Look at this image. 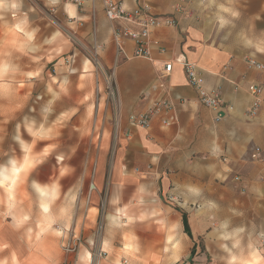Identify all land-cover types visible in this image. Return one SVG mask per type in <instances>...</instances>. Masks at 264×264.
<instances>
[{"label": "crops", "instance_id": "1", "mask_svg": "<svg viewBox=\"0 0 264 264\" xmlns=\"http://www.w3.org/2000/svg\"><path fill=\"white\" fill-rule=\"evenodd\" d=\"M102 2L83 0L84 13L76 6L71 9V18L85 22L79 34L96 49L99 64L112 69L117 97L115 146L108 152L106 140L96 154L91 184L96 191L80 229L84 237H94L98 199L106 190L105 225L125 223L126 216L132 219L127 222H136L139 218L130 211L143 206L147 221L157 216L173 221L175 228L181 224L182 230L185 215L191 235L184 233L190 238L202 231L196 219L223 216L226 224L236 217L244 225L253 224L264 240V167L251 157L254 148L264 156V103L255 115L246 113L251 102L247 86L264 83V71L245 60L252 58L264 67V0H191L189 15L182 17L174 9L177 0H119L126 10L143 4L160 18L177 19V24L151 30L155 43L149 58L135 57L134 42L126 38L118 60L113 24ZM168 62L171 72L160 80L158 73ZM184 62L195 64L205 88L220 91L233 108L217 116L198 102ZM160 98L173 102L169 112L154 116L147 127L130 124L131 114ZM162 120L171 124L165 126ZM23 188H28L29 205L9 207L13 200L0 201V264H49L65 257L61 245L76 239L71 233L76 231L74 211H65L59 231L53 233L33 218L29 184L12 193L17 196ZM5 189L9 191L8 185ZM78 248L80 257L87 249Z\"/></svg>", "mask_w": 264, "mask_h": 264}, {"label": "rangeland", "instance_id": "2", "mask_svg": "<svg viewBox=\"0 0 264 264\" xmlns=\"http://www.w3.org/2000/svg\"><path fill=\"white\" fill-rule=\"evenodd\" d=\"M74 6L84 13L75 0H0V201L29 205L28 188L12 193L29 184L33 218L53 233L73 210L72 236L91 255L83 264H264L263 237L237 217L231 224L223 216L196 219L202 231L194 238L173 221H147L143 206L130 211L138 221L126 216L125 223L105 225L106 190L94 237H84L96 154L106 140L108 152L115 146L117 97L112 69L99 64L96 49L79 34L85 22L71 18ZM88 22L92 28V16ZM81 259L70 253L49 264Z\"/></svg>", "mask_w": 264, "mask_h": 264}, {"label": "built area", "instance_id": "3", "mask_svg": "<svg viewBox=\"0 0 264 264\" xmlns=\"http://www.w3.org/2000/svg\"><path fill=\"white\" fill-rule=\"evenodd\" d=\"M175 4V12L179 17L188 16L189 9L188 4L191 0H177ZM76 4H82L79 0H75ZM104 14L113 24V39L114 46L116 48V60L123 54L124 40L126 38L131 39L134 42V56L149 58L151 54V45L155 42H151V30L160 26H175L177 19L172 17L160 18L154 15L146 5L140 4L134 9L126 10L122 7V3L119 0H103ZM247 63L255 67L258 70H263L264 67L260 63H257L252 58H245ZM184 72L187 80L191 86L194 87L197 92L198 102L204 107L216 112L217 116L225 110L229 111L233 107L226 105L222 98L220 91L217 89H207L204 86L203 77L196 65L190 62H184ZM172 62H168L161 71L158 73L160 80H165L171 72ZM264 89V83L260 84H249L247 91L251 97V102L247 110V115H255L261 108V104L264 103V96L262 95ZM173 107V102L167 98H160L155 100L145 111L139 112L138 114H131L128 117L130 124L136 127H147L154 116L163 112H169ZM162 124L169 126L170 120H162ZM117 125V124H116ZM118 125L115 131L117 132ZM251 157L254 160L260 162L264 167V156L259 148L252 149ZM238 179V177H236ZM75 240L74 243H66L61 245V249L67 254L78 253L80 243Z\"/></svg>", "mask_w": 264, "mask_h": 264}, {"label": "trees", "instance_id": "4", "mask_svg": "<svg viewBox=\"0 0 264 264\" xmlns=\"http://www.w3.org/2000/svg\"><path fill=\"white\" fill-rule=\"evenodd\" d=\"M183 226H184V230L188 235H191L190 230L188 229V224H187V220L185 215L183 216ZM196 252V245L193 244V247L190 250V254L189 257H192Z\"/></svg>", "mask_w": 264, "mask_h": 264}, {"label": "bare ground", "instance_id": "5", "mask_svg": "<svg viewBox=\"0 0 264 264\" xmlns=\"http://www.w3.org/2000/svg\"><path fill=\"white\" fill-rule=\"evenodd\" d=\"M17 169L18 168H16L15 169V172H17ZM3 174V173H2ZM5 175V174H4ZM91 187H92V185H91ZM43 209H44V211H47L48 210V206L46 205V204H43ZM90 253H89V251H87V250H84L83 252H82V256H81V258H83V260L85 261L86 259H89L90 258Z\"/></svg>", "mask_w": 264, "mask_h": 264}]
</instances>
